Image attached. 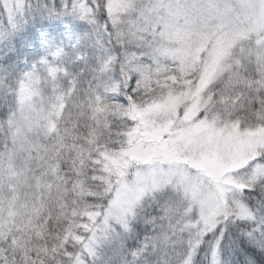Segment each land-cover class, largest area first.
<instances>
[{"label":"snow or ice","instance_id":"snow-or-ice-1","mask_svg":"<svg viewBox=\"0 0 264 264\" xmlns=\"http://www.w3.org/2000/svg\"><path fill=\"white\" fill-rule=\"evenodd\" d=\"M0 264H264V0H0Z\"/></svg>","mask_w":264,"mask_h":264}]
</instances>
